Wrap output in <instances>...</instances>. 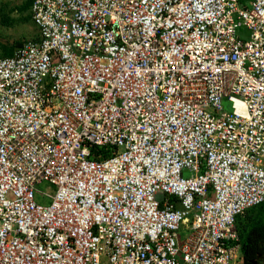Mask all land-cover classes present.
<instances>
[{
    "label": "built area",
    "instance_id": "obj_1",
    "mask_svg": "<svg viewBox=\"0 0 264 264\" xmlns=\"http://www.w3.org/2000/svg\"><path fill=\"white\" fill-rule=\"evenodd\" d=\"M30 19L0 56V264H239L236 218L264 202V0Z\"/></svg>",
    "mask_w": 264,
    "mask_h": 264
},
{
    "label": "trees",
    "instance_id": "obj_2",
    "mask_svg": "<svg viewBox=\"0 0 264 264\" xmlns=\"http://www.w3.org/2000/svg\"><path fill=\"white\" fill-rule=\"evenodd\" d=\"M31 3L32 0H23L22 5L17 8L20 12L28 11V17H26L28 20ZM0 21L2 24L9 25L13 19L3 14ZM21 44L20 41H15L13 44L0 42V56H11L14 49ZM91 151L96 158L104 154L102 149L96 147H93ZM235 226L240 245L239 264H264V202L237 216Z\"/></svg>",
    "mask_w": 264,
    "mask_h": 264
},
{
    "label": "rangeland",
    "instance_id": "obj_3",
    "mask_svg": "<svg viewBox=\"0 0 264 264\" xmlns=\"http://www.w3.org/2000/svg\"><path fill=\"white\" fill-rule=\"evenodd\" d=\"M23 3V0H0V19L1 15H6L9 19L13 21L9 24H2L0 21V42L13 44L15 41L24 42L30 38H34L37 35V30L35 25L28 17V11L20 12L17 8L20 7ZM237 35L240 36L243 40L248 39L249 31L240 27L237 29ZM35 189L42 193H53L52 186H49L46 183H41L35 185ZM34 199L37 203L42 205H48L50 200L45 198L42 199L36 191L34 192ZM181 233H183V228H181Z\"/></svg>",
    "mask_w": 264,
    "mask_h": 264
},
{
    "label": "crops",
    "instance_id": "obj_4",
    "mask_svg": "<svg viewBox=\"0 0 264 264\" xmlns=\"http://www.w3.org/2000/svg\"><path fill=\"white\" fill-rule=\"evenodd\" d=\"M37 38V35L34 37V39H36ZM30 39H32V38H30Z\"/></svg>",
    "mask_w": 264,
    "mask_h": 264
}]
</instances>
